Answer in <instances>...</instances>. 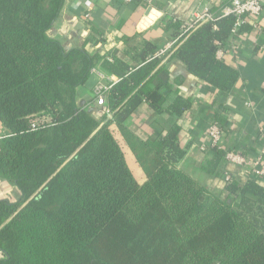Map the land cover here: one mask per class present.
Listing matches in <instances>:
<instances>
[{
	"label": "trees",
	"instance_id": "16d2710c",
	"mask_svg": "<svg viewBox=\"0 0 264 264\" xmlns=\"http://www.w3.org/2000/svg\"><path fill=\"white\" fill-rule=\"evenodd\" d=\"M65 3L0 0V124L8 132L0 141V180L19 193L0 199V264H264V187L255 176L225 180L226 150L208 146L203 168L225 182L216 195L178 167L185 151L176 121L145 139L131 128L145 103L150 124L192 107L169 88L162 59L145 63L156 47L146 42L135 52L141 66L106 60L118 78L106 105L79 106L77 89L100 56L94 39L67 49L49 35ZM235 23L233 16L204 23L182 37L172 58L230 92L240 72L217 52L229 46ZM172 28L178 36L180 23ZM39 118L47 122L33 129ZM112 125L145 182L137 181Z\"/></svg>",
	"mask_w": 264,
	"mask_h": 264
},
{
	"label": "crops",
	"instance_id": "0c3cea01",
	"mask_svg": "<svg viewBox=\"0 0 264 264\" xmlns=\"http://www.w3.org/2000/svg\"><path fill=\"white\" fill-rule=\"evenodd\" d=\"M86 1L93 5L88 18V10L84 6ZM229 1L66 0L61 17L49 35L59 40L67 49L81 47L88 39H94V43H98L95 49L100 60L87 84L77 89L79 106H95L98 104L93 97V90L98 82V73L118 80L103 67L106 60L112 59L113 62L115 59L130 60L137 65L141 61L132 57L136 51H141L146 42L158 49L176 37L171 15L188 20L194 12L204 8L218 12ZM243 31L247 36L239 39L234 56L226 61L227 64L236 67L241 76L233 90L223 93L211 88L191 75L170 55L162 60V66L170 75L169 88L190 101L191 109L181 117H171L164 113L150 124L148 119L151 109L145 103L130 119L131 128L143 139L153 133V127L161 130L166 124L170 126V121H176L181 127L180 147L185 151V156L178 163V167L216 195L223 194L225 182L204 170L203 167L211 154L204 153L200 148L205 144V132L214 118L222 117L223 121H227L224 125L227 148H234L253 161L264 152V139L260 135L261 129L264 128V28L256 32L253 25L247 24ZM2 128L0 124V129ZM111 130L119 139L137 181L145 182L146 176L122 140L117 126L112 125ZM224 164L223 162L222 166ZM234 173L238 175L239 171L234 170ZM248 174L250 175V171ZM247 179L245 176L237 178L243 183ZM257 182L264 187V177ZM18 194L16 187L0 180V199L14 201Z\"/></svg>",
	"mask_w": 264,
	"mask_h": 264
},
{
	"label": "built area",
	"instance_id": "2783aa9c",
	"mask_svg": "<svg viewBox=\"0 0 264 264\" xmlns=\"http://www.w3.org/2000/svg\"><path fill=\"white\" fill-rule=\"evenodd\" d=\"M84 4L88 10V18L90 17V12L93 10V5L90 1H86ZM230 16H233L236 19L235 27L232 30L231 42L227 48H220L217 52L218 59L226 63L229 58L234 56L237 47L236 45L239 44V39L247 36L245 31H243L245 25L252 24L256 32L261 31V29L264 28V0H230L218 12H214L210 8H204L194 12L188 20H181L175 17V15H171L170 19L172 22L180 23L181 25L179 35L158 48L156 52L145 61V63L154 59L164 60L168 58L171 53L175 51L185 34L195 31L204 23H216L221 19ZM109 62H113L112 59H109ZM145 63L139 62L136 66H141ZM117 81L111 79L105 74L98 73V82L93 90V97L98 105H106L105 96ZM46 122V118H44V120L41 118L36 119L32 122V128L37 129ZM2 129H0V141L8 134L5 129ZM260 135L262 139H264V128L261 129ZM204 139L205 144L200 146L201 150L205 151L208 146L210 148L226 150L224 157L225 164L223 166L225 167V180L229 181L233 177L235 174L234 170L239 171V173H248V171H250V175H254L257 180L264 177V152H261L260 157L253 161L244 153L235 150L234 148H227L225 143L226 130L223 124L214 121L205 132Z\"/></svg>",
	"mask_w": 264,
	"mask_h": 264
},
{
	"label": "rangeland",
	"instance_id": "374dc122",
	"mask_svg": "<svg viewBox=\"0 0 264 264\" xmlns=\"http://www.w3.org/2000/svg\"><path fill=\"white\" fill-rule=\"evenodd\" d=\"M42 120H44V118H41Z\"/></svg>",
	"mask_w": 264,
	"mask_h": 264
}]
</instances>
